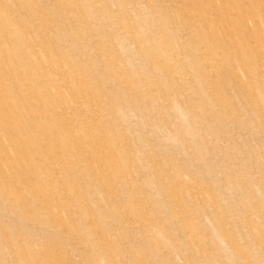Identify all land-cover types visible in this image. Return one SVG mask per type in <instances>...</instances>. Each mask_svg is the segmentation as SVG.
<instances>
[{
	"label": "rangeland",
	"instance_id": "1",
	"mask_svg": "<svg viewBox=\"0 0 264 264\" xmlns=\"http://www.w3.org/2000/svg\"><path fill=\"white\" fill-rule=\"evenodd\" d=\"M0 264H264V0H0Z\"/></svg>",
	"mask_w": 264,
	"mask_h": 264
}]
</instances>
